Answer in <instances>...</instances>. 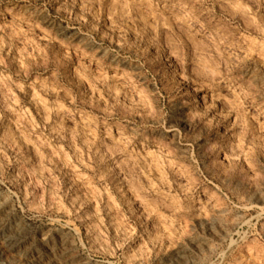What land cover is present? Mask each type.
Listing matches in <instances>:
<instances>
[{"label":"rangeland","instance_id":"rangeland-1","mask_svg":"<svg viewBox=\"0 0 264 264\" xmlns=\"http://www.w3.org/2000/svg\"><path fill=\"white\" fill-rule=\"evenodd\" d=\"M0 264H264V0H0Z\"/></svg>","mask_w":264,"mask_h":264}]
</instances>
